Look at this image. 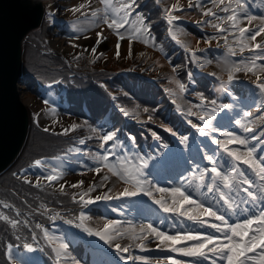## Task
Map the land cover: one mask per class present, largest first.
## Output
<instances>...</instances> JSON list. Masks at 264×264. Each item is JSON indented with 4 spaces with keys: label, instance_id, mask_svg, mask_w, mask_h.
<instances>
[{
    "label": "snow or ice",
    "instance_id": "obj_1",
    "mask_svg": "<svg viewBox=\"0 0 264 264\" xmlns=\"http://www.w3.org/2000/svg\"><path fill=\"white\" fill-rule=\"evenodd\" d=\"M159 3V0H156ZM250 0H211L212 7L205 8L201 0H188V9H199L202 16L209 18L197 21V26L210 25L217 35H210L205 38L204 42L211 44L213 41L217 42L219 47L220 41L226 50V54L222 61L217 64V67L222 68L221 74L215 71H210L207 74L214 77L220 82L219 91L227 93L229 96L232 93L229 91V86L233 85L238 79V74L251 76L252 83L259 89L261 96L264 97V38L258 41V37H264V16H256L250 13L247 4ZM103 9H97L90 13L92 20L90 21L91 29L99 28L105 25L117 38L116 56L119 59L121 56L122 44L128 40L132 43L142 42L145 45L152 41L155 47L154 38L151 36V28L146 23V18L143 14L137 15L135 20H131V16L138 7V0H100ZM83 5L71 9L72 12H80ZM215 9V10H214ZM218 10V11H217ZM165 19L167 24L172 26L168 29L172 41L183 48L186 53L191 54V61L196 64L198 68L203 70L205 65H212V60H205L203 63L198 57L200 49L193 50L187 43H183L177 38V32L182 31L176 28L175 22L179 21L181 17L174 13L186 11L178 3L171 5V8H166ZM224 13L225 15H220ZM50 18H54L53 14L49 13ZM87 18V17H86ZM246 22L256 26L243 27ZM216 21V22H213ZM130 25V27H126ZM176 29L173 31V29ZM91 29H85L73 25L72 31L75 34L74 38L77 40H90L91 37L86 33ZM187 34V33H185ZM148 39H145V37ZM231 38V39H230ZM106 40L102 32L96 33V39L90 48L80 49L79 55H74V60H80L84 53H91L94 59L104 55L99 52V46ZM73 48H80L78 44H73ZM163 51V49H160ZM245 53H248L245 56ZM133 54L130 50V55ZM239 57V59H234ZM176 72L175 67L172 68ZM226 73V79L224 74ZM189 82L192 81L193 74H188ZM59 84L61 81L56 80ZM170 84H175V89H166L171 97V102L175 105V111L190 125L191 129L195 130L198 137H204L211 145H215L216 149L209 153L208 143L205 141L196 142L195 138L178 134L176 130L171 127H165L164 131L169 132L175 137L179 145L183 149L189 151V155L185 156L180 149L170 153L168 158L164 161L157 156L148 155L147 157L140 155L138 152L129 155L126 150L124 142L120 139L118 131L107 130L98 135L96 139L101 141L102 153H97L94 157V168H89L90 172L96 174L99 178V184L93 183L86 189L83 188L84 181L71 184L73 189H81L80 192L71 196L72 202L80 204L82 208L97 202L119 200L123 198H132L137 196L148 197L154 204L158 205L165 213L184 217L200 226H207L214 230L215 234H202L200 232H178L169 235L168 233L159 230L152 223L134 225L128 222L125 226L121 220H108L102 226H91L89 221L91 217L85 215L81 210L80 214L74 220L65 221L66 223H75V227L86 233L89 237H98L110 249H113L120 261L123 264H150L144 256H136L133 254V249H139L141 252L149 250L148 244L155 242L160 251L175 252L183 257L194 258L196 264H203L204 261H210V264H264V100L259 106H245L240 109V112L231 118L218 117V112L228 110L231 112L234 105L219 104L217 99L210 98L204 92L194 91L195 98L199 103H192L187 99L189 94L188 86L181 82V80L173 77L169 80ZM52 87L51 84L48 85ZM100 87L107 91L104 84ZM115 101L117 98L111 96ZM45 109L43 115H51L54 123H59L56 108L50 107V101L44 100ZM115 107L126 118L135 119L139 123V113L130 112L120 104ZM144 113H149L148 122H152L153 117L148 108L143 109ZM239 116V118H236ZM195 118V121L192 118ZM37 123L40 115H37ZM221 120L228 124L235 123L238 128L246 135H237L232 131L222 130V125L216 121ZM87 123V122H85ZM83 126L77 123H72L68 127H64L58 135H69L75 133ZM90 132H96L97 129L88 126ZM257 129L259 131L257 132ZM45 132L49 129L45 128ZM219 133L223 139H217L214 134ZM154 140L159 141L161 138L155 132L152 133ZM92 137L89 136L88 139ZM127 139L132 146H136L135 136H128ZM255 140L256 144H251L250 141ZM109 142L111 144L109 145ZM80 145L86 144V139H79ZM238 147H230V146ZM161 147L167 149V144H162ZM71 151L80 152L81 149L76 148ZM203 152V159L208 161L210 167L201 168L198 159L201 158ZM226 154L229 158L225 163H217V160L223 159ZM114 157V160L112 159ZM155 160L152 164V169L149 171L150 162ZM191 164V168L185 169V166ZM247 166L251 171L252 176H249L241 167ZM33 168L40 169L42 176L33 184L27 177H23L24 182L33 187L40 188V179H44L51 186L54 182L63 180L64 173L58 171L55 167L46 174L45 162L37 159L32 165ZM107 170L105 173L104 170ZM185 170L192 172L191 176L184 175ZM103 173V174H102ZM84 173H81L83 175ZM110 174V175H109ZM179 180L178 185L172 187H163L159 185V180L164 178L166 180L173 179V176ZM110 176L121 182L125 187L119 193H113V186L109 187L108 182ZM152 177L149 179V177ZM98 188L106 189L95 197L91 194L96 192ZM206 189L207 193L212 194L211 199L216 201L219 205L217 208L211 202L205 204L199 197L202 190ZM227 189V191H224ZM59 191L68 195L65 192V185L59 184ZM222 202V203H221ZM260 205L258 213L251 212L248 205L255 207ZM188 205L189 207H185ZM243 205V207H242ZM4 207H9L5 204ZM44 210L42 214L51 212L44 204L40 205ZM116 211L115 208L112 209ZM151 211V209H148ZM241 214H250V217L244 219L243 223H231L226 219V215L239 216ZM19 212L16 216H20ZM60 216L59 212H55L49 218L55 220ZM204 217H210L211 220ZM0 221L14 230L17 240L24 239L23 247L27 252L40 251L43 252L44 247H34L39 245L38 233L35 229H41L42 237L51 248V253L54 254V264H61L62 258H69V245L64 242L63 237H55L49 234L46 228H42L40 224L30 225L28 220L21 221L19 219L10 218L8 215L0 213ZM21 229H27L30 233L32 243L28 242V238L22 237L19 233ZM219 234V235H216ZM222 237V238H221ZM180 244L182 246L178 247ZM12 245L7 246V257L11 264H19L14 258L12 252ZM251 254V255H249ZM72 259V264H79L75 258ZM103 264H115L113 261H105ZM156 264H160L156 261ZM167 264V259L165 261ZM171 264H184L180 260H172Z\"/></svg>",
    "mask_w": 264,
    "mask_h": 264
},
{
    "label": "water",
    "instance_id": "obj_2",
    "mask_svg": "<svg viewBox=\"0 0 264 264\" xmlns=\"http://www.w3.org/2000/svg\"><path fill=\"white\" fill-rule=\"evenodd\" d=\"M42 0H0V174L21 152L28 134L29 115L21 102L23 42L40 26Z\"/></svg>",
    "mask_w": 264,
    "mask_h": 264
},
{
    "label": "trees",
    "instance_id": "obj_3",
    "mask_svg": "<svg viewBox=\"0 0 264 264\" xmlns=\"http://www.w3.org/2000/svg\"><path fill=\"white\" fill-rule=\"evenodd\" d=\"M154 18L155 17H153V21L149 25L154 26V21H155ZM156 28H158V27H156ZM156 31H157L158 37L160 38L161 32H159L158 29H156ZM41 41H42V39L41 38L39 39V35L37 32H34L29 36V42H31L32 44L34 43L36 45V47H35V45H29V44L27 45L28 47L30 46L33 49L30 52H28V49L26 51L27 52V54H26V72L28 74H37V72H39V65H42L45 62V57L37 49V47H42ZM175 64L176 65H174V66H176V67H183L182 63L178 64L175 62ZM82 86H83V88L79 92H77L78 95L73 97L76 102H75V104L72 105V107H71L72 111L71 112H74L76 115L85 118L83 113L79 111V106H78L77 102L80 103L82 101V99H86L89 102V104L92 106V109H93L94 115H95L94 121H92L91 119H89L88 121H89V123L96 124L99 122V118L104 116V113H105L104 111L106 110L107 107H105L102 110L103 104H102V102H100V100L97 96L93 95L94 91L90 90V87L85 83H82ZM136 92H138V91H136ZM155 94H156V92H155ZM138 98L141 99L143 105H150L153 108H155L156 106H158L159 108L161 107V105H158L156 103V101H153V100H156L155 95H153V97L149 98L147 96V93H141V95ZM162 104L166 105V101L162 102ZM163 115H165V113H163ZM111 120L115 124H119V121H118L119 119L117 118L116 114L111 115ZM33 136L34 135H32V137H30L28 144H27V147H26L27 151L25 152V155H27L29 153V151L34 150L30 155L28 154L29 158L36 157L38 155L45 153V148H40V145L37 146V143H36L37 139L34 140ZM62 143H63V141L60 138H57L54 136V149L57 146L61 145ZM9 239H10V236L7 234H3L1 227H0V240L7 241ZM0 252H3L1 248H0Z\"/></svg>",
    "mask_w": 264,
    "mask_h": 264
},
{
    "label": "rangeland",
    "instance_id": "obj_4",
    "mask_svg": "<svg viewBox=\"0 0 264 264\" xmlns=\"http://www.w3.org/2000/svg\"><path fill=\"white\" fill-rule=\"evenodd\" d=\"M88 3H90V0H88ZM91 8H95V7H91ZM96 8H103V5H96ZM81 12V11H80ZM74 13H76V12H74ZM77 13H79V12H77ZM77 13L76 14H71V15H77ZM71 15H69L68 14V10L67 9H63V11H62V16L63 17H67V16H70L71 17ZM264 16V15H263ZM256 23H258V22H256ZM94 33V32H93ZM93 33H91V34H89L88 36H90V37H92V38H95L96 39V37L94 36V34ZM64 38H63V40H62V42H59L60 43V45H64L65 47H67L68 48V55L73 59V56L74 55H77V53H75V51H73L72 49H71V41H70V37H69V34L68 35H65V36H63ZM70 41L68 44H67V39ZM70 38V39H69ZM112 44H115L114 45V47L112 48V51H111V53H113L114 51H117V49H116V44H117V39H113V43ZM61 47H59V48H57V49H60ZM141 48V47H140ZM104 49H105V47H104ZM126 51H127V53L128 54H130V46L127 44V47H126ZM168 74V73H167ZM242 79L243 80H246V81H248V80H250V77L248 76V75H244L243 74V77H242ZM27 95H28V97H30V93H26ZM39 97H36L35 98V101H34V103H35V105H36V107H40V105L42 104V102L41 101H39V99H38ZM66 107V106H65ZM57 118L59 119V122H61V123H63L64 124V126L65 127H68L70 124H72V123H76L75 121H69L68 120V117L65 115V113L64 112H60V113H58L57 114ZM233 126H235V125H233ZM86 131V133L88 134V135H90V133H93V132H90L89 131V128L87 129V130H85ZM259 131V129H257V132ZM242 136V135H241ZM125 146H126V150L128 151V149H129V146L127 145V144H125ZM164 154L165 155H167V156H165V160L168 158V156H169V152L166 150L165 152H164ZM207 161V160H206ZM208 162V161H207ZM218 164H220V163H218ZM96 165H94L93 167H95ZM87 172H89V170H86L85 171V173H87ZM187 174V171H185L184 172V175H186ZM190 174V173H189ZM77 176H81V171L79 170L78 172H77ZM77 176H75V177H77ZM72 178H74V176L72 177ZM173 180H174V185H172V186H175V185H178V183H179V180L177 179V178H175V175L173 176ZM171 186V187H172ZM166 187H170V186H166ZM199 198L200 199H202L203 201H204V203L205 204H208L209 202H211L212 203V200H210L211 198H210V193H207V190L206 189H204V190H202V194L199 196ZM210 198V199H209ZM213 204V203H212ZM148 224V223H152L156 228H158L159 230H161V231H164V232H166V233H168L169 235H172V234H176V233H178L177 231H171V230H168V229H166V228H164L160 223H153V222H151V221H143L142 219H141V222H135V223H133L134 225H140V224ZM219 264H224V262H220ZM249 264H253V262H250Z\"/></svg>",
    "mask_w": 264,
    "mask_h": 264
},
{
    "label": "bare ground",
    "instance_id": "obj_5",
    "mask_svg": "<svg viewBox=\"0 0 264 264\" xmlns=\"http://www.w3.org/2000/svg\"><path fill=\"white\" fill-rule=\"evenodd\" d=\"M37 113L40 115V122L42 123V125L45 128H48L50 130H62L63 129L61 124L53 122V117L51 115L45 116L43 114H40L39 111H37ZM37 263H38V261L35 259L33 261L29 262V264H37ZM100 264H102V263H100Z\"/></svg>",
    "mask_w": 264,
    "mask_h": 264
}]
</instances>
